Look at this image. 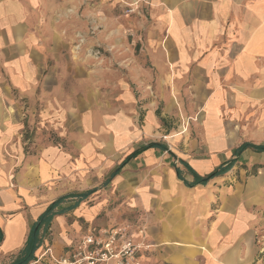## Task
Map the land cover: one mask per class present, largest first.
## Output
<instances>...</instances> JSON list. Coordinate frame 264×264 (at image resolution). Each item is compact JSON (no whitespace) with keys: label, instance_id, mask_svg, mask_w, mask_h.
Returning <instances> with one entry per match:
<instances>
[{"label":"crops","instance_id":"obj_1","mask_svg":"<svg viewBox=\"0 0 264 264\" xmlns=\"http://www.w3.org/2000/svg\"><path fill=\"white\" fill-rule=\"evenodd\" d=\"M48 1L0 0V264L18 256L50 204L99 183V194L58 206L77 203L53 219L48 250L40 245L29 264H54L90 232L124 225L135 242L144 230L142 264H253L264 177L248 179L236 161L227 177L195 181L235 159L241 143L264 145V0H150L162 37L151 40L149 69L135 70L142 97L118 88L100 106L76 65L42 76L47 61L67 56L76 29L57 24ZM41 95L45 126L65 136L64 148L41 137L26 148L31 104L41 132ZM171 102L188 133L164 151L155 136L172 130L163 119L178 115ZM64 109L78 121L56 116ZM251 156L264 163L251 149L238 159Z\"/></svg>","mask_w":264,"mask_h":264},{"label":"rangeland","instance_id":"obj_2","mask_svg":"<svg viewBox=\"0 0 264 264\" xmlns=\"http://www.w3.org/2000/svg\"><path fill=\"white\" fill-rule=\"evenodd\" d=\"M48 4L54 9L49 14L56 17L57 24L65 27L76 26V29L68 30V35L74 34L75 40L74 43H70L71 46L67 51L63 47V53L64 55L67 53V56L61 57V60L57 62L47 61L42 76H45L49 69L66 74L71 67L76 65L79 76L90 75L94 85L95 105L98 106L102 104V97L107 98L110 102L114 101L116 95L113 92H119L118 88H128L130 92L141 96L144 89L141 90L139 83L136 82L135 70H138L140 66L149 69L148 54L150 53L151 40L155 37H162V31L157 28L158 25L156 26L154 16L150 11V0H49ZM64 73L61 75H65ZM141 81L149 84V74L141 78ZM50 82L53 80L51 79ZM68 83L69 78L67 77L65 80L67 88L69 87ZM146 90L149 92V88ZM42 97L41 95V132L38 134H36L37 123L35 121L38 108L33 106V109L31 104L36 101V98L30 100V121L29 124L24 125L22 131L26 148L37 144L38 142L34 141L37 137H41V143H38L41 146L53 143L64 148L65 136L63 134L60 136L57 130L45 126L47 123L43 118L44 100ZM175 97L177 101L174 102H178L180 105L178 97ZM168 106L174 108L175 113L178 114L176 118L163 117L164 121L170 123L172 130L169 133L155 136L158 140L166 143L167 151L179 148L180 140L173 144L171 142L176 134L180 136L188 133L187 119L180 116L181 111L178 110V105H173L171 102L168 103ZM75 112L78 111L74 110V113L68 109L55 111L58 114L56 116L60 115V119L67 115L73 123L78 121L75 118L78 113ZM195 129L196 127L190 124L191 134L194 135ZM248 144L257 145L258 142L251 141ZM256 160V157L251 156L248 160L240 162L236 156L229 169L234 167L237 161L238 165L245 163L244 166L249 168L246 174L248 179L257 176L264 177V163H252ZM228 175L226 173L223 178ZM101 186L102 184L99 183L94 191V196L100 193ZM261 211L255 236L256 256L253 264H264V201Z\"/></svg>","mask_w":264,"mask_h":264},{"label":"built area","instance_id":"obj_3","mask_svg":"<svg viewBox=\"0 0 264 264\" xmlns=\"http://www.w3.org/2000/svg\"><path fill=\"white\" fill-rule=\"evenodd\" d=\"M136 233L140 236L139 242L133 240V232L128 225L90 232L54 264H142L139 252L147 251L149 246L144 243L143 228Z\"/></svg>","mask_w":264,"mask_h":264},{"label":"trees","instance_id":"obj_4","mask_svg":"<svg viewBox=\"0 0 264 264\" xmlns=\"http://www.w3.org/2000/svg\"><path fill=\"white\" fill-rule=\"evenodd\" d=\"M251 149L252 151L256 153L264 152V145H253V144H247L244 143L240 145L235 151L234 155L239 156L244 150ZM164 151H167L166 147H163ZM233 161L226 164V166H220L216 170H214L212 173L207 175L205 178H200L195 183L205 184L208 180L223 176L230 168V165ZM117 172V171H116ZM115 174V171L111 174V177ZM93 191H88L86 193H78L76 195H69L66 197H61L54 201L52 204H50L47 209L41 214L38 221L32 226L30 233L27 237V241L25 243L24 248L21 250V252L18 254V256L12 261L10 264H29L33 260L37 259L35 258V252L41 245V251L46 250L47 244L44 242L47 241L49 236V229L51 226V223L53 219L56 216H59L63 214L64 212L70 210L71 208H74V206L79 203L81 200L87 198L90 194H92ZM77 198V203L74 204V206H69L67 208H64L62 210H57L58 206H60L64 200L67 198ZM42 253V252H41Z\"/></svg>","mask_w":264,"mask_h":264}]
</instances>
